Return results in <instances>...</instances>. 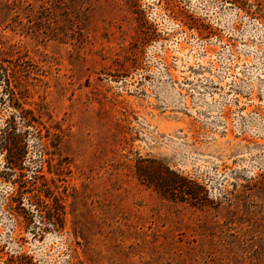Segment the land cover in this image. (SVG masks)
<instances>
[{
  "label": "rangeland",
  "instance_id": "rangeland-1",
  "mask_svg": "<svg viewBox=\"0 0 264 264\" xmlns=\"http://www.w3.org/2000/svg\"><path fill=\"white\" fill-rule=\"evenodd\" d=\"M0 264H264V0H0Z\"/></svg>",
  "mask_w": 264,
  "mask_h": 264
}]
</instances>
